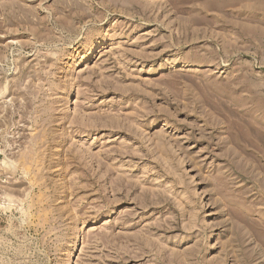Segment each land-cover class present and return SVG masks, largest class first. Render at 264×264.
Returning <instances> with one entry per match:
<instances>
[{"label": "rangeland", "instance_id": "obj_1", "mask_svg": "<svg viewBox=\"0 0 264 264\" xmlns=\"http://www.w3.org/2000/svg\"><path fill=\"white\" fill-rule=\"evenodd\" d=\"M0 264H264V0H0Z\"/></svg>", "mask_w": 264, "mask_h": 264}]
</instances>
